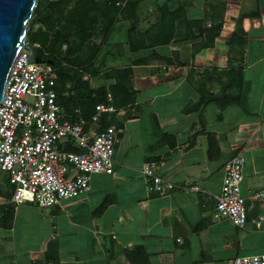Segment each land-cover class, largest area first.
Instances as JSON below:
<instances>
[{
  "label": "crops",
  "instance_id": "obj_1",
  "mask_svg": "<svg viewBox=\"0 0 264 264\" xmlns=\"http://www.w3.org/2000/svg\"><path fill=\"white\" fill-rule=\"evenodd\" d=\"M227 10L213 41L193 27V38L162 54L152 80L133 74L135 101L114 113L120 131L111 174L92 175L86 192L47 208L14 204L2 187L0 264H230L264 254V227L252 222L260 202L242 229L213 217V196L234 154L244 158L242 194L264 187V6L242 20L246 40H233L234 28L226 29ZM206 12L189 18L203 20ZM219 17L203 27H215ZM182 43L186 59L178 53ZM151 58L162 59L136 67L150 70ZM228 96L237 100L228 104ZM145 162L175 189L148 192Z\"/></svg>",
  "mask_w": 264,
  "mask_h": 264
},
{
  "label": "built area",
  "instance_id": "obj_2",
  "mask_svg": "<svg viewBox=\"0 0 264 264\" xmlns=\"http://www.w3.org/2000/svg\"><path fill=\"white\" fill-rule=\"evenodd\" d=\"M28 56L25 47L15 56L4 85L5 98L0 101V172L6 175L12 203L47 208L86 192L92 175L113 172L120 129L114 125L98 129L103 114L117 111L110 93L106 102L95 105L89 128L85 118L77 122L63 118L53 66L38 55L42 61L27 63ZM243 165L241 153L226 161L220 192L213 196V217L224 216L241 229L246 226L248 210L256 202L264 205V187L248 197L242 194ZM140 173L150 193L176 187L155 173L154 162H145ZM252 222L255 228L264 227V214L257 213ZM230 264H264V254L236 256Z\"/></svg>",
  "mask_w": 264,
  "mask_h": 264
},
{
  "label": "trees",
  "instance_id": "obj_3",
  "mask_svg": "<svg viewBox=\"0 0 264 264\" xmlns=\"http://www.w3.org/2000/svg\"><path fill=\"white\" fill-rule=\"evenodd\" d=\"M190 4L188 0H183L181 4L169 8L165 0L155 3L154 6L161 10L160 18L147 27L145 31H139L136 22L140 0H103L101 3H97L95 0H37V5L32 11L28 24L37 23L42 24L44 27L29 35L30 42L28 44L34 48L35 53L41 59L51 61L50 64L56 73L55 89L62 106V117L71 122H77L79 118H85L88 121L87 126H90V117L94 113L95 105L106 102L107 93L111 94V104L117 110L132 104L136 97V91L133 89L132 84V66L145 64L154 55L159 58L160 56L164 57L156 52L158 48L162 45L171 46L172 43L184 41L188 37L193 38L195 36L193 27L199 33L208 30L207 40L213 41L214 37L218 35L222 24L221 16L223 15L224 6L221 4L218 7L215 3L208 5L207 16L203 20H212L217 14L220 19L215 27L205 29L202 25L205 21L187 16L186 7ZM215 11L217 12L215 13ZM259 14L260 11L255 12L253 15L248 13L241 18H252L253 16H259ZM118 15H122L129 20L134 19L135 24L133 23L125 31L126 39L117 42L121 45L116 44L117 46L112 50L115 54L113 55L114 58H119L120 61L126 60L127 62L128 52L134 53L140 50H149L152 54H155L150 57L149 54L142 58L134 57L129 60L127 65H124L125 62L115 60L119 66H111L106 69L103 76L104 81L96 83L101 73H98L99 70L92 66V60L100 48L84 45V36L94 32L99 25L104 32L110 33V27ZM238 24L239 22L237 23L239 27L232 33L233 40L244 39L245 36L241 24ZM71 38L81 41L79 44L81 47L77 48L71 45ZM113 42H116V40H113ZM124 43L128 47L127 50L130 51L127 52L124 48L122 50ZM63 46H65V49L62 54ZM83 47H87L90 51L86 56L81 53ZM111 58L112 56H110ZM168 58L170 59L169 56H166L167 60ZM117 70H119V73L115 74ZM84 74L92 76L97 85L92 86L88 79L83 78ZM65 92H68L67 95H64ZM210 99L209 97L205 101L208 102ZM231 100H237V97L228 96V104ZM76 109L79 110V113ZM114 117V113L110 115L103 114L99 120L98 129L102 130L110 125L117 127ZM67 149L78 151L74 146H68Z\"/></svg>",
  "mask_w": 264,
  "mask_h": 264
},
{
  "label": "rangeland",
  "instance_id": "obj_4",
  "mask_svg": "<svg viewBox=\"0 0 264 264\" xmlns=\"http://www.w3.org/2000/svg\"><path fill=\"white\" fill-rule=\"evenodd\" d=\"M101 1L103 0H95V2L97 3H101ZM163 2L164 0H140V5L139 8L137 10V12H139L137 14V29L139 31H145V29L147 27H149L152 23L156 22L161 15V10H159L155 5V3H160ZM167 1V7H174L177 4H181L183 2V0H165ZM174 1V2H171ZM191 4L189 6L186 7V11H187V16H193L195 11H203V9H207V7H209L208 5L211 3H215V5H217L219 7V5H223L224 8L228 7L226 18H225V23L228 25V27L226 26V29L229 31L230 26L231 28H234V31L239 27L237 26V23L239 22L238 25L241 24V20H243L244 18H241L243 15L250 13L251 15H253L255 12L261 11V9L259 10V8H262V5L264 6L263 0H223V1H219V0H188ZM264 19V16H263ZM223 22V21H222ZM134 23V19L133 20H129L126 19L125 17H123L122 15H118L116 17V20L112 23V26L110 27V33H106L103 31V29L100 27V25L97 27V29L90 33L88 36H84L85 40H84V45H89L90 46H94L95 48L98 47V51L96 56L94 57V59L92 60V66L96 67V69H98V73H101V75L98 77V80H102L104 81V72L106 69H109L111 66H119V64L116 62L119 58H114L113 55H115L112 50H114V48L117 46L116 44H118L117 42L120 41H124L126 39V33L125 31H127V29ZM135 24V23H134ZM216 25V24H215ZM241 26V25H240ZM44 26L42 24H33V25H29L27 23L26 26V32H25V42L28 43L30 42L28 37L31 33H33L34 31H38L40 30V28H43ZM225 29V28H224ZM253 31V30H252ZM250 33H253V32ZM249 33V34H250ZM247 34V36L249 35ZM228 35V34H227ZM125 36V37H123ZM123 37V38H122ZM125 38V39H124ZM113 40H116V42H113ZM244 40H246V36H244ZM71 45L75 46V47H81V45H79L81 43V41H79L78 39L75 38H71L70 40ZM104 43H106L105 45H103ZM118 45H121L118 44ZM186 44H181L179 45V48L181 50V53L178 52L179 54L182 55V57L184 59H186V51L188 49V47L185 46ZM123 48L125 50L128 49V47H126V44L124 43L122 45V50ZM64 49L65 46H63V50H61V53H64ZM167 49H170V46L168 45H162L158 48V50L156 51L159 54H167ZM238 49L240 51H242L241 48L238 47ZM235 50L237 51V48H235ZM92 52H94L93 50H91ZM130 50H127V52ZM112 52V53H111ZM82 55L84 54V56L88 55L90 53L89 49L87 47H83L81 50ZM128 58L129 60L132 59L134 57L137 58H142L144 56H147V54H149V56L152 55V53L149 50H140L134 53L128 52ZM112 56V58L110 59V56ZM147 58V57H146ZM74 59V58H72ZM153 59V58H151ZM116 60V61H115ZM154 66H150L147 71V69L144 68H139L136 66H140L141 64L138 65H133L132 66V71L133 74L135 75L136 73H140L141 71H143V79L149 77V79L153 78L154 75L156 74H152V69H156L158 70V65H163L165 63L164 57H162V59H153ZM120 61V60H118ZM120 62H125L124 65L128 64L129 61L126 62L121 60ZM158 63V64H157ZM160 63V64H159ZM145 65V64H142ZM115 72V71H113ZM119 70H117L115 72V74H118ZM141 73V74H142ZM56 75V73H54V76ZM87 76V79L92 83V86H95V81L93 80L94 78H92V76L84 74V76ZM84 78V77H83ZM130 79V78H129ZM152 80V79H151ZM97 81V80H96ZM90 83V84H91ZM132 84L134 86L133 80H132ZM97 85V84H96ZM137 95V92H136ZM131 105H129L130 107ZM230 108V107H229ZM131 124V123H130ZM145 125V122H144ZM132 126V125H131ZM147 135V134H146ZM118 145V151L121 150V146L122 144H120V142L117 144ZM121 152V151H120ZM156 173V172H155ZM157 174V173H156ZM5 187L6 190L1 191L2 187ZM10 187L8 186L7 183V178L5 173L0 172V191L3 193V195L6 196L7 193L10 194L9 192ZM259 204V203H258ZM258 213H262L264 214V205L263 204H259L258 205ZM50 215V214H49ZM56 214H52L51 216H55ZM218 219H226V217H220ZM0 238H1V234H0Z\"/></svg>",
  "mask_w": 264,
  "mask_h": 264
},
{
  "label": "water",
  "instance_id": "obj_5",
  "mask_svg": "<svg viewBox=\"0 0 264 264\" xmlns=\"http://www.w3.org/2000/svg\"><path fill=\"white\" fill-rule=\"evenodd\" d=\"M36 5L37 0H0V101L5 98L8 71L22 47L29 50L27 63L42 61L34 48L25 43L26 26Z\"/></svg>",
  "mask_w": 264,
  "mask_h": 264
},
{
  "label": "clouds",
  "instance_id": "obj_6",
  "mask_svg": "<svg viewBox=\"0 0 264 264\" xmlns=\"http://www.w3.org/2000/svg\"><path fill=\"white\" fill-rule=\"evenodd\" d=\"M26 43V42H25ZM27 45H29L28 43H26ZM9 186V185H8ZM10 187V186H9ZM26 203V202H25ZM31 204V203H30Z\"/></svg>",
  "mask_w": 264,
  "mask_h": 264
},
{
  "label": "bare ground",
  "instance_id": "obj_7",
  "mask_svg": "<svg viewBox=\"0 0 264 264\" xmlns=\"http://www.w3.org/2000/svg\"><path fill=\"white\" fill-rule=\"evenodd\" d=\"M113 157V156H112ZM112 160H113V158H112Z\"/></svg>",
  "mask_w": 264,
  "mask_h": 264
}]
</instances>
